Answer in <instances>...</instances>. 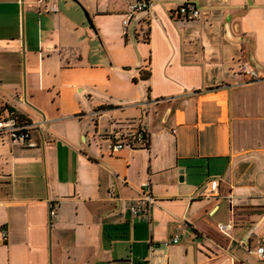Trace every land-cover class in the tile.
<instances>
[{"label":"crops","instance_id":"obj_1","mask_svg":"<svg viewBox=\"0 0 264 264\" xmlns=\"http://www.w3.org/2000/svg\"><path fill=\"white\" fill-rule=\"evenodd\" d=\"M133 1L0 0V264H264V0Z\"/></svg>","mask_w":264,"mask_h":264},{"label":"built area","instance_id":"obj_2","mask_svg":"<svg viewBox=\"0 0 264 264\" xmlns=\"http://www.w3.org/2000/svg\"><path fill=\"white\" fill-rule=\"evenodd\" d=\"M44 0H38L40 3ZM154 2L152 0H134L130 3L128 12L125 15V19L123 20V26L126 28L129 26L131 20H139L143 16H149L154 8ZM174 16L183 17L186 20H194L200 17V10L193 4L186 2L182 4L177 10H175ZM243 73L248 77L249 81L255 82L260 81L264 78L261 72L257 69H254L249 64H245L243 66ZM0 109V135H7L10 139L16 141L21 146H26L29 139L30 133L32 130V126L25 119H21L17 116L12 115H4L1 113ZM150 133L145 132L143 130L137 131L134 134H131L127 137V139L123 142H115L112 143L109 147L111 153H116L122 150L125 147H134L135 144L146 146L148 144ZM220 182L215 180L212 182V188L217 189L219 187ZM148 187L147 183L142 184L141 189L143 191L144 199L148 202H154V198L146 192ZM131 212L135 215H139L144 212V208L141 204L131 207ZM56 211L55 208L51 209V216H55ZM230 227V226H228ZM223 229H227L226 227H222ZM3 239L7 238L6 231L2 232ZM180 241V237L178 234L171 236L169 239L165 240L161 243L160 246H155L151 248L152 251V260L156 262V264H163L162 259L157 257L159 250L168 249L169 247L178 244ZM255 255L259 258H262L264 255V245L259 246L255 250Z\"/></svg>","mask_w":264,"mask_h":264},{"label":"trees","instance_id":"obj_3","mask_svg":"<svg viewBox=\"0 0 264 264\" xmlns=\"http://www.w3.org/2000/svg\"><path fill=\"white\" fill-rule=\"evenodd\" d=\"M21 118H22V116H21ZM27 122H29L28 120H26Z\"/></svg>","mask_w":264,"mask_h":264}]
</instances>
